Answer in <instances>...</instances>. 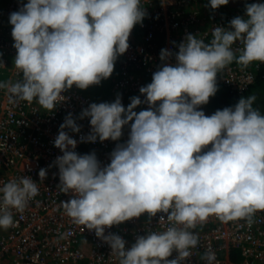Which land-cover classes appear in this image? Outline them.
<instances>
[{"label": "clouds", "instance_id": "obj_1", "mask_svg": "<svg viewBox=\"0 0 264 264\" xmlns=\"http://www.w3.org/2000/svg\"><path fill=\"white\" fill-rule=\"evenodd\" d=\"M228 3L209 0L214 10ZM146 15L142 0H21L9 14L21 78L0 81V89L14 102L35 100L55 111L73 86L88 89L112 76ZM173 43L178 51L161 49L141 95L127 106L118 93L112 101L91 102L78 116L69 112L54 139L62 155L49 167L58 168V191L71 193L60 207L106 242L119 264H184L199 243L198 224L212 216L251 223L264 210V112L255 106L257 97L241 96L210 115L201 107L216 95L217 74L227 65L264 62V2L246 3L245 14L228 27L214 26L210 42L187 33ZM140 105L148 107L137 111ZM85 118L90 130L79 142L120 141L129 129L106 164L95 150H76L72 133H81L77 121ZM47 174L46 168L38 173L41 180ZM38 194L31 176L0 182V229L14 226L13 210L23 212ZM145 213L150 219L161 214L162 230H146L130 247L121 235L106 233ZM203 260L218 264L212 249Z\"/></svg>", "mask_w": 264, "mask_h": 264}, {"label": "built area", "instance_id": "obj_2", "mask_svg": "<svg viewBox=\"0 0 264 264\" xmlns=\"http://www.w3.org/2000/svg\"><path fill=\"white\" fill-rule=\"evenodd\" d=\"M239 1L241 4L237 8L226 4L214 10L209 2L204 8L196 6L201 0H142L147 15L142 24L133 28L129 49L116 61L121 77L112 85V95L122 94L123 104L130 97L141 95L139 88L151 81L152 73L161 63L162 48L178 51L173 42H181L187 33L210 42L214 26L228 27L233 17L245 14L246 3L263 2ZM19 7L20 0H0V81L21 78L14 67L16 49L9 23V14ZM158 33L165 36L163 42L158 41ZM232 47L238 56L242 45L237 43ZM263 67L264 62H253L247 67L229 64L217 74L218 89L242 94L256 83ZM6 75L7 80L4 79ZM95 86L84 90L73 86L64 93L65 100L53 112L43 109L35 100L14 102L6 89H0V182L26 175L39 187V194L23 212L13 210L14 226L0 229V264H119L106 242L93 230L74 224L64 213L61 201L69 199L71 193L58 191V168L49 167L58 155H62L54 145L60 124L69 112L78 116L83 108L96 102L92 92ZM201 107L210 115L207 104ZM77 122L82 127L81 133H72L78 140L76 150L81 154L95 150L104 164L109 162L116 144L127 139L129 129L126 127L120 141L79 142L80 136L89 132L90 123L88 118ZM41 168L48 172L44 180L38 175ZM160 215L150 219L145 213L106 228V233L121 235L128 242L126 247H130L136 236L145 234L146 230H162ZM193 231L199 234V243L184 264H205L203 254L208 249L215 251L218 264H264V210L257 211L251 223L247 220L222 222L212 216ZM234 254L238 255L237 260ZM176 255L174 251L169 259Z\"/></svg>", "mask_w": 264, "mask_h": 264}, {"label": "trees", "instance_id": "obj_3", "mask_svg": "<svg viewBox=\"0 0 264 264\" xmlns=\"http://www.w3.org/2000/svg\"><path fill=\"white\" fill-rule=\"evenodd\" d=\"M203 29H206V28H203ZM159 35L160 34L158 33L157 36ZM117 69L118 68L115 66L112 76L108 79L103 80L100 84L96 85L94 89H92V92L95 94L94 96H95V100L97 103L103 102V101H112L115 99L112 97L113 95L111 93V87H112L114 80L116 78L121 77V73L119 74ZM119 70H120V66H119ZM257 76L258 77H257L256 83H254L248 90H246L242 94H235V93L231 94L228 91L218 89L216 95L211 97L209 103L207 104L208 112L211 114L217 109H222L226 106L234 105L236 102H238L241 96L247 95L253 88H256L258 85L264 84V67L261 68ZM129 103H130V100H128V102L124 105L127 106V104ZM233 258L234 260H237L238 255L234 254Z\"/></svg>", "mask_w": 264, "mask_h": 264}, {"label": "rangeland", "instance_id": "obj_4", "mask_svg": "<svg viewBox=\"0 0 264 264\" xmlns=\"http://www.w3.org/2000/svg\"><path fill=\"white\" fill-rule=\"evenodd\" d=\"M24 1H27V0H23ZM20 4H21V0H20ZM1 79H2V76H1ZM4 79L7 80L8 77L7 75L4 76ZM259 87V88H258ZM255 95L257 97V100L255 102V106L260 108V110L262 112H264V84H261V85H258L256 88H253L247 95L245 96H248V95ZM143 107L142 105L138 106V110H141Z\"/></svg>", "mask_w": 264, "mask_h": 264}, {"label": "crops", "instance_id": "obj_5", "mask_svg": "<svg viewBox=\"0 0 264 264\" xmlns=\"http://www.w3.org/2000/svg\"><path fill=\"white\" fill-rule=\"evenodd\" d=\"M25 3L27 2V1H24ZM208 2H209V0H201V2L200 3H198V4H196V6H198V5H200L202 8H204L207 4H208ZM241 4V2L239 1V0H229V3H228V5H230L232 8H237L239 5ZM136 29V28H135ZM137 30H138V28H137ZM136 30V31H137ZM138 34L139 33H141V32H137ZM160 35L159 36H157V38H158V41L160 40V42H163V40H164V38H165V36L162 34V33H159ZM161 36V37H160ZM162 44V43H161ZM233 63H237L235 60L231 63V64H233ZM116 66V65H115ZM228 66V65H227ZM117 67V66H116ZM118 68V67H117ZM117 71L119 72V74H120V70H119V68L117 69ZM222 72H223V70H222ZM120 78V77H119ZM119 78H116L115 80H114V82L117 80V79H119ZM114 82H113V84H114ZM112 84V85H113ZM222 90V89H221Z\"/></svg>", "mask_w": 264, "mask_h": 264}]
</instances>
